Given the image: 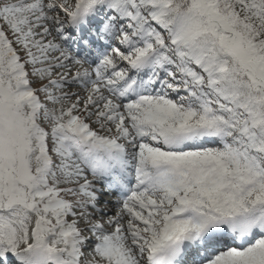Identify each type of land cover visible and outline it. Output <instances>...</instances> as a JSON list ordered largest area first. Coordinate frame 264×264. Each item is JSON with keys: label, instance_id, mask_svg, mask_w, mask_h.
Listing matches in <instances>:
<instances>
[{"label": "snow or ice", "instance_id": "obj_1", "mask_svg": "<svg viewBox=\"0 0 264 264\" xmlns=\"http://www.w3.org/2000/svg\"><path fill=\"white\" fill-rule=\"evenodd\" d=\"M0 264H264V0H0Z\"/></svg>", "mask_w": 264, "mask_h": 264}]
</instances>
